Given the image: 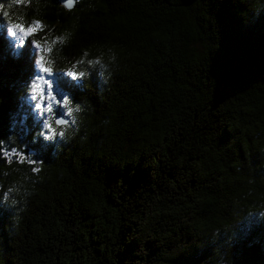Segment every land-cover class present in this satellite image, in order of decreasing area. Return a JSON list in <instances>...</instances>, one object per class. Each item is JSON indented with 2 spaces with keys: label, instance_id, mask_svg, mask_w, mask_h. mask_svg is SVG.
Segmentation results:
<instances>
[{
  "label": "trees",
  "instance_id": "16d2710c",
  "mask_svg": "<svg viewBox=\"0 0 264 264\" xmlns=\"http://www.w3.org/2000/svg\"><path fill=\"white\" fill-rule=\"evenodd\" d=\"M106 2L107 14L98 7L84 17L79 39L62 52L71 57L88 41L119 46L115 79L107 92H100L89 128L93 146L87 151L74 148L55 159V168L36 186L44 198L29 202L24 231L12 230L14 210L0 205V246L12 251L14 264H94L93 252L101 253L106 264H123L125 259H136L137 243L148 254L159 253L152 264L169 260V264H193L192 250L207 243V234L198 231L202 218L220 220L232 231L243 218L239 197L253 187L244 183L245 178L259 171L251 167L253 163L264 160L259 154L264 146V97L245 93L212 112L205 107L209 97L202 94L204 78L216 102L264 82V21L243 28L231 0H170L171 8L165 0ZM201 22L209 25L213 43L198 42ZM33 57L30 42L17 54L0 35V137L7 134L17 112L21 85L38 74ZM51 78L61 92L82 95L68 78L55 74ZM88 95L95 102L97 92ZM101 154L107 158L100 159ZM241 157L247 163L242 164ZM58 171L63 173L60 180ZM117 180L125 187L116 186ZM150 183L158 191L144 200L169 209L161 219L164 230L175 238L153 239L145 226L135 241L124 240L121 247L116 230L115 246L106 247L113 239L112 212L118 211L117 203L126 211L128 207L109 193L130 197L131 212L120 223L131 228L139 219L134 206L141 195L138 189ZM261 184L264 179L258 178L255 186ZM84 188L95 196H83ZM73 189V196L60 194L53 201L46 196L48 191ZM247 223L258 222L253 217ZM131 230L137 229H127ZM256 234L264 235V228ZM166 247L172 251H161ZM236 259L237 264H264V252L248 248L245 241Z\"/></svg>",
  "mask_w": 264,
  "mask_h": 264
},
{
  "label": "clouds",
  "instance_id": "9594fccd",
  "mask_svg": "<svg viewBox=\"0 0 264 264\" xmlns=\"http://www.w3.org/2000/svg\"><path fill=\"white\" fill-rule=\"evenodd\" d=\"M165 3L168 8L172 7L170 0H165ZM231 3L243 28H251L264 21V0H231ZM98 7L107 14L106 0H0V35L10 42L12 52L17 54L24 48L26 41L30 42L34 50V67L38 73L21 85L17 94V112L10 120L7 134L0 137V205H7L14 210L10 218L14 232L25 230L24 220L25 215L30 213V200L35 204L44 198L45 193H38L36 186L43 184L55 168V159H62L74 148L87 151L93 146L89 128L93 126V117L97 115L95 108L99 106L100 92H107L115 79L114 72L120 60L117 50L119 46L115 43L88 41L71 57H65L62 52L79 39L81 20L89 13L96 12ZM197 32L200 34L198 42L213 43L208 35L209 25L205 26L201 22ZM13 58H18V55ZM54 74L68 78L81 90L82 95L75 97L68 92L54 94L49 79ZM202 85V94L209 97L205 101L206 110L212 112L221 104L245 93L264 97V82L260 81L219 102L215 101L213 88L205 78ZM89 92H97L95 102L94 98L89 97ZM29 120L31 128L28 127ZM29 133L31 139L27 140ZM259 154L264 155V146L259 149ZM49 157H52V162ZM106 158L101 154L100 159ZM241 163L247 161L241 157ZM251 167L259 171L245 178L244 183L253 187H248L239 197L243 218L229 231V226L220 220L204 216L198 231L207 234V243L203 249L192 250L193 264H237L236 251L245 241L248 248L256 247L264 252V235H253L257 229L264 228V184L255 186L258 178L264 179V176L259 175L264 172V160L253 163ZM62 178L63 173L58 171L57 179ZM96 183L101 182L97 180ZM116 186H124L123 181L117 180ZM148 189L153 191L149 193ZM74 190L65 193L48 191L46 196L49 201H53L60 194L75 195ZM83 190V196H95L87 188ZM157 191L151 183L138 189L141 195L134 206L138 210L139 219L131 228H124L120 223L131 212V204L128 202L130 197L122 193H109L110 197L119 196L120 201L128 207L126 211L124 206L117 203L118 211L112 212L115 220L110 225L109 233L113 239L106 247L115 246L116 230L119 231L121 247L124 240L135 241L145 226L150 228L149 235L153 239L175 238L173 232L164 230V221L161 219L169 209L156 207L152 199L144 200L145 196H155ZM100 199L102 206L105 198ZM253 217L258 222L256 225L247 223ZM241 226L246 227L237 231ZM133 228L137 230L127 231ZM188 231H191L190 227ZM145 250L144 246L137 243L134 253L136 259H125L123 264H152L159 253L148 254ZM161 251L170 253L172 249L166 247ZM92 257L94 264L97 261L106 264L101 253L93 252ZM53 259L56 261L55 257ZM0 264H14L12 251H6L3 246H0Z\"/></svg>",
  "mask_w": 264,
  "mask_h": 264
},
{
  "label": "rangeland",
  "instance_id": "374dc122",
  "mask_svg": "<svg viewBox=\"0 0 264 264\" xmlns=\"http://www.w3.org/2000/svg\"><path fill=\"white\" fill-rule=\"evenodd\" d=\"M46 78H48V77H46ZM49 79H51V82H52V85H53V91H54V94H56V93H63V92H61V91L56 87V84L53 82V79H52V78H49Z\"/></svg>",
  "mask_w": 264,
  "mask_h": 264
}]
</instances>
